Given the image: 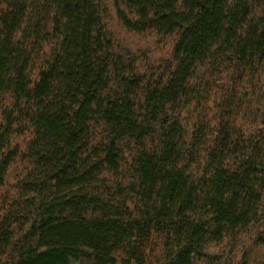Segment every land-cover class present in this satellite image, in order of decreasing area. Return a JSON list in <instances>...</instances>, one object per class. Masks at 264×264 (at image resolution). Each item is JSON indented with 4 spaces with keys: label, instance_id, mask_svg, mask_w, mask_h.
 <instances>
[{
    "label": "trees",
    "instance_id": "obj_1",
    "mask_svg": "<svg viewBox=\"0 0 264 264\" xmlns=\"http://www.w3.org/2000/svg\"><path fill=\"white\" fill-rule=\"evenodd\" d=\"M159 242L264 264V0H0V264Z\"/></svg>",
    "mask_w": 264,
    "mask_h": 264
},
{
    "label": "rangeland",
    "instance_id": "obj_2",
    "mask_svg": "<svg viewBox=\"0 0 264 264\" xmlns=\"http://www.w3.org/2000/svg\"><path fill=\"white\" fill-rule=\"evenodd\" d=\"M113 24L116 25L115 22H113ZM157 244L158 245L156 246V249H155L154 254L151 255L150 258H149L148 264H163L164 263V258H163V255H162V245H161V242H159Z\"/></svg>",
    "mask_w": 264,
    "mask_h": 264
}]
</instances>
